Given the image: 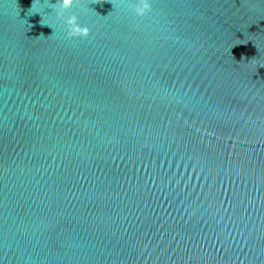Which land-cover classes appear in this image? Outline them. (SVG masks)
<instances>
[{
	"label": "water",
	"instance_id": "95a60500",
	"mask_svg": "<svg viewBox=\"0 0 264 264\" xmlns=\"http://www.w3.org/2000/svg\"><path fill=\"white\" fill-rule=\"evenodd\" d=\"M97 2L0 0V264H264V0Z\"/></svg>",
	"mask_w": 264,
	"mask_h": 264
},
{
	"label": "clouds",
	"instance_id": "9594fccd",
	"mask_svg": "<svg viewBox=\"0 0 264 264\" xmlns=\"http://www.w3.org/2000/svg\"><path fill=\"white\" fill-rule=\"evenodd\" d=\"M80 2L81 0H57V3L55 5H52V7L57 12V18L63 19L64 13L71 9L73 5ZM105 2H110V0H98L97 4H103ZM134 11L137 16L144 17L147 13L151 11V8L150 5L146 2V0H139V3L135 6ZM65 22L68 26L69 38L86 39L90 35V30L87 27H81L78 23L76 16H71Z\"/></svg>",
	"mask_w": 264,
	"mask_h": 264
}]
</instances>
